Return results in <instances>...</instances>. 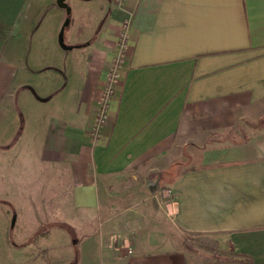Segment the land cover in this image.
I'll return each mask as SVG.
<instances>
[{
  "label": "crops",
  "instance_id": "0c3cea01",
  "mask_svg": "<svg viewBox=\"0 0 264 264\" xmlns=\"http://www.w3.org/2000/svg\"><path fill=\"white\" fill-rule=\"evenodd\" d=\"M56 1L0 0V150L14 171L25 157L55 168L77 229L94 222L76 239L78 263H205L143 219L147 187L172 228L217 236L249 259L237 264H264V0H76L68 47L50 61L27 44L48 2L67 15ZM124 23L119 79L93 139Z\"/></svg>",
  "mask_w": 264,
  "mask_h": 264
},
{
  "label": "rangeland",
  "instance_id": "374dc122",
  "mask_svg": "<svg viewBox=\"0 0 264 264\" xmlns=\"http://www.w3.org/2000/svg\"><path fill=\"white\" fill-rule=\"evenodd\" d=\"M66 3L71 8L66 16H63L65 13L61 14L56 5L49 2L47 4L49 6L41 9L44 21L40 22L39 33L33 36L32 41H28L27 53L29 51L32 53L33 48L41 45L45 51L41 54L42 58L50 60L57 57L55 52L60 50L58 33L66 19L69 22L64 29V44L68 47V35L72 31L75 18L76 0H67ZM101 14L105 17L107 15L106 12ZM100 22L101 19L95 24L97 28L101 25ZM47 38L48 42L45 40ZM30 64L33 67L36 65L32 59ZM2 152L4 151L0 150V264H79L81 256L85 257V251L79 248L76 239L82 235L87 236L92 231L90 229L94 222L87 219L81 229H77L76 225L79 224L77 215L72 214L68 199L62 200L58 191L61 188L55 182V168H46L41 163H36L35 158L31 157L28 160L25 157L26 159L20 161L23 165H20L19 171H14L18 164L12 168L7 166L5 159L2 158ZM177 169L173 167L164 176L167 182ZM63 183L67 193L68 182ZM144 189V195L149 199L145 198L143 205L147 206L149 213H145L143 219L159 221L160 238L168 237L172 241L169 247L184 250L191 259L195 257L199 262L214 260L215 256L208 247H213L217 252L229 251L227 245L221 243L217 236H191L172 228L170 220L156 215L155 204L159 200L158 195H153L156 191L149 193L147 187ZM105 246L115 253L124 248L121 245L115 246L113 241ZM107 264L117 263L108 261Z\"/></svg>",
  "mask_w": 264,
  "mask_h": 264
},
{
  "label": "built area",
  "instance_id": "2783aa9c",
  "mask_svg": "<svg viewBox=\"0 0 264 264\" xmlns=\"http://www.w3.org/2000/svg\"><path fill=\"white\" fill-rule=\"evenodd\" d=\"M122 1L123 0H117L118 3H121ZM127 28L128 23H124L117 41L118 52L113 58L109 70L107 71L106 81L97 101L96 116L91 132L93 139H98L101 134V130L107 117L109 101L113 94L114 86L119 79V67L123 61V57L127 49ZM158 194L159 196L161 195L165 198H169L171 196V191L169 189H164L159 191Z\"/></svg>",
  "mask_w": 264,
  "mask_h": 264
},
{
  "label": "trees",
  "instance_id": "16d2710c",
  "mask_svg": "<svg viewBox=\"0 0 264 264\" xmlns=\"http://www.w3.org/2000/svg\"><path fill=\"white\" fill-rule=\"evenodd\" d=\"M208 249L213 253L215 256L212 262H205L204 264H237L248 262V258H244L243 260L233 259L232 257L235 255L232 251H219L217 252L213 247H208ZM231 257L232 259H228Z\"/></svg>",
  "mask_w": 264,
  "mask_h": 264
},
{
  "label": "water",
  "instance_id": "95a60500",
  "mask_svg": "<svg viewBox=\"0 0 264 264\" xmlns=\"http://www.w3.org/2000/svg\"><path fill=\"white\" fill-rule=\"evenodd\" d=\"M56 4L61 7L66 9L67 14L70 13V7L65 3V0H57ZM69 20L66 19L65 22L62 24L60 31L58 33V44L62 48H67L64 44V29L68 25Z\"/></svg>",
  "mask_w": 264,
  "mask_h": 264
}]
</instances>
